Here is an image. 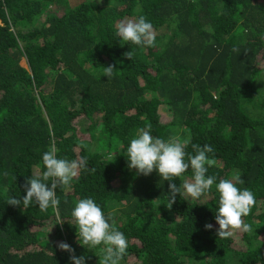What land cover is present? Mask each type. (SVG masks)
Returning a JSON list of instances; mask_svg holds the SVG:
<instances>
[{
  "label": "trees",
  "instance_id": "1",
  "mask_svg": "<svg viewBox=\"0 0 264 264\" xmlns=\"http://www.w3.org/2000/svg\"><path fill=\"white\" fill-rule=\"evenodd\" d=\"M48 3L62 13H45ZM141 15L158 29L152 47L115 35ZM148 124L165 140L180 132L189 153L211 145L215 183L242 176L238 187L256 197L244 248L216 233L215 183L198 200L177 194L169 209L170 182L128 167L126 149ZM53 145L60 158L88 160L71 190H56L62 226L51 208L6 202L26 194ZM191 177L189 168L172 182ZM88 197L127 238L120 264H264V0H0V264H72L59 241L99 264L103 245H81L71 216Z\"/></svg>",
  "mask_w": 264,
  "mask_h": 264
},
{
  "label": "clouds",
  "instance_id": "2",
  "mask_svg": "<svg viewBox=\"0 0 264 264\" xmlns=\"http://www.w3.org/2000/svg\"><path fill=\"white\" fill-rule=\"evenodd\" d=\"M115 35L125 42L138 46L152 47L156 43L153 25L143 15L135 20H121L116 25ZM233 51L239 50L233 49ZM125 56L131 60L132 50L126 52ZM114 68L115 65H107L103 75L112 78ZM189 144V140H181L178 136H172L167 140L156 137L152 134L151 124H148L138 129L136 136L131 139L126 149L130 169H136L138 175L144 176L156 170L163 180L170 182L167 192L169 209L175 203L177 194L180 196L186 194L198 200L212 189L217 180L215 175H207L209 167L216 164V160L208 155L214 152L212 146L192 143V152L189 153L186 151ZM57 153L58 149L54 145L49 147L42 154L44 170H37L27 178L24 184L26 194L20 198L10 197L6 202L12 206H23V208H28L34 203L38 205L41 212L51 208L56 214L55 224L62 226L65 220L58 212L60 199L56 190L70 187L80 170L88 169V160L87 157L72 160L60 158ZM189 168L192 170L191 179L184 180L180 186L172 182L174 177H181ZM91 171L95 172L96 169L92 168ZM244 184L245 181L239 174L231 178H222L215 183L219 193L218 209L215 214L219 227L216 233L220 239L230 238L236 231L246 233L253 231L244 217L250 214L256 204V197L249 188L238 187ZM71 216L81 245L89 249L103 245L101 249L103 255L99 264H120L127 253L128 241L125 234L117 229L111 213L106 215L101 205L88 197L79 199L75 203ZM205 228L210 230L213 225L206 223ZM57 247L70 254L69 259L72 264H86L85 256H77L75 249L67 242L59 241Z\"/></svg>",
  "mask_w": 264,
  "mask_h": 264
},
{
  "label": "rangeland",
  "instance_id": "3",
  "mask_svg": "<svg viewBox=\"0 0 264 264\" xmlns=\"http://www.w3.org/2000/svg\"><path fill=\"white\" fill-rule=\"evenodd\" d=\"M63 2V0H61ZM48 10L45 11V13L50 14V13H62V7L58 6L56 4H52V3H48ZM46 7V6H45ZM155 32L158 31V29H154ZM158 110L160 113V119L162 121H170L173 117V110L170 107V105L168 103H160L158 105ZM178 137L180 136V132H177L176 134ZM66 190L70 189V187H65ZM189 200H191V197L186 196ZM215 227H219V225L215 222L212 223ZM243 231H236L235 234L231 237L232 239V243L234 246L239 247V248H244L245 246V242L243 241Z\"/></svg>",
  "mask_w": 264,
  "mask_h": 264
}]
</instances>
